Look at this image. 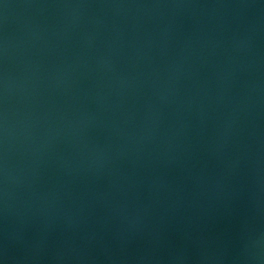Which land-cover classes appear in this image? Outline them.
<instances>
[{
	"label": "water",
	"instance_id": "obj_1",
	"mask_svg": "<svg viewBox=\"0 0 264 264\" xmlns=\"http://www.w3.org/2000/svg\"><path fill=\"white\" fill-rule=\"evenodd\" d=\"M0 264H264V0H0Z\"/></svg>",
	"mask_w": 264,
	"mask_h": 264
}]
</instances>
